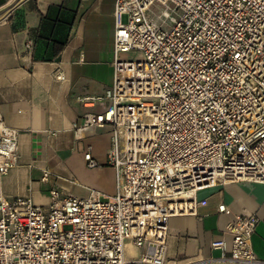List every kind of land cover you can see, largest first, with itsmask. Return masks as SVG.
Masks as SVG:
<instances>
[{
    "label": "built area",
    "instance_id": "obj_1",
    "mask_svg": "<svg viewBox=\"0 0 264 264\" xmlns=\"http://www.w3.org/2000/svg\"><path fill=\"white\" fill-rule=\"evenodd\" d=\"M154 3L160 22L149 15ZM113 16L112 83L78 98L103 108L72 129L79 138L110 129L117 191L52 188L46 209L9 200L2 177L17 163L19 132L0 116V264H165L169 219L197 215L200 191L264 183V0H116ZM54 77L65 79L58 69ZM84 158L98 165L89 150ZM217 211L230 216V239L210 242L216 259L260 264L251 241L258 217L224 203ZM127 240L138 256H126Z\"/></svg>",
    "mask_w": 264,
    "mask_h": 264
},
{
    "label": "crops",
    "instance_id": "obj_2",
    "mask_svg": "<svg viewBox=\"0 0 264 264\" xmlns=\"http://www.w3.org/2000/svg\"><path fill=\"white\" fill-rule=\"evenodd\" d=\"M115 2L0 0V116L19 132L17 163L2 177L9 200L30 197L46 209L52 188L78 197L90 189L116 193V172L107 163L110 129L92 128L80 138L72 129L86 111L103 108L84 106L78 98L100 95L112 83ZM57 69L64 80L54 77ZM88 150L95 167L86 165ZM80 168L88 172L82 178L65 174ZM44 169L51 172L47 180ZM198 198L206 204L197 215L169 219L165 264H244L217 260L219 251L210 248L215 238L230 239L224 232L230 216L217 211L220 203L233 214L258 217L251 241L264 264V183L228 181Z\"/></svg>",
    "mask_w": 264,
    "mask_h": 264
},
{
    "label": "rangeland",
    "instance_id": "obj_3",
    "mask_svg": "<svg viewBox=\"0 0 264 264\" xmlns=\"http://www.w3.org/2000/svg\"><path fill=\"white\" fill-rule=\"evenodd\" d=\"M163 7L159 3H154L150 7L149 15L153 17L156 21L160 22L159 14H161ZM138 52H131L130 55L134 56L137 55ZM89 168V167H88ZM66 175H72L73 177L80 178L81 176H86L88 172L84 168H80L77 173L73 172L70 174V172H66ZM82 178V177H81ZM141 249L134 247L130 241L125 242V253L127 257H136L139 255Z\"/></svg>",
    "mask_w": 264,
    "mask_h": 264
},
{
    "label": "trees",
    "instance_id": "obj_4",
    "mask_svg": "<svg viewBox=\"0 0 264 264\" xmlns=\"http://www.w3.org/2000/svg\"><path fill=\"white\" fill-rule=\"evenodd\" d=\"M60 47H61V45H58V46L56 47L55 51L58 50Z\"/></svg>",
    "mask_w": 264,
    "mask_h": 264
}]
</instances>
